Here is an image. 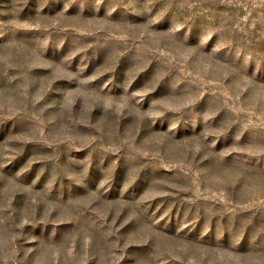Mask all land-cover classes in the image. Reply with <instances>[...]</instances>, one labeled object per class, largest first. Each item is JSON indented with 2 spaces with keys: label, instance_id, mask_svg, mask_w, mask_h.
Segmentation results:
<instances>
[{
  "label": "rangeland",
  "instance_id": "obj_1",
  "mask_svg": "<svg viewBox=\"0 0 264 264\" xmlns=\"http://www.w3.org/2000/svg\"><path fill=\"white\" fill-rule=\"evenodd\" d=\"M0 264H264V0H0Z\"/></svg>",
  "mask_w": 264,
  "mask_h": 264
}]
</instances>
